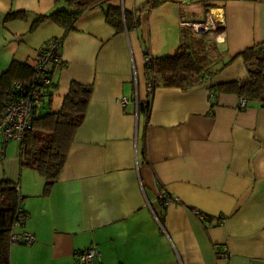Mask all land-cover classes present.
<instances>
[{"label":"crops","instance_id":"1","mask_svg":"<svg viewBox=\"0 0 264 264\" xmlns=\"http://www.w3.org/2000/svg\"><path fill=\"white\" fill-rule=\"evenodd\" d=\"M150 1L108 0L137 18L121 32L104 7L86 11L59 46L64 66L48 65L56 86L37 112L59 109L72 81L92 92L47 193L44 178L21 166L20 143L6 146L0 181L18 186L27 217L17 232L35 238L11 245L10 264H75V252L90 247L100 252L92 264H264V106L239 108L238 95L208 89L247 76L237 55L264 44V0ZM61 8L64 0H0V74L12 60L36 62L38 49L61 37L50 21L29 31L38 15ZM20 11L24 19L6 18ZM208 12L214 37L187 28L230 63L188 89L157 86L149 96L145 56L173 55L180 20L204 21ZM146 100L145 114L138 104ZM160 187L180 203L162 210ZM222 245L227 257L216 256Z\"/></svg>","mask_w":264,"mask_h":264},{"label":"trees","instance_id":"2","mask_svg":"<svg viewBox=\"0 0 264 264\" xmlns=\"http://www.w3.org/2000/svg\"><path fill=\"white\" fill-rule=\"evenodd\" d=\"M162 1L151 0L150 7H155ZM64 3L65 8L38 15L31 22L29 31H34L42 23L50 21L63 31L60 38L51 39L59 40L61 44L66 35L75 29L82 15L95 6L104 7L105 20L116 32L130 29L137 23L134 14L122 5L111 4L108 0H64ZM25 15L22 11L10 12L6 18L24 19ZM181 34L180 45L173 55L150 58L144 64L146 80L152 83L153 88L175 86L188 89L209 79L213 73L230 63L231 60L224 61L222 51L214 42L194 35L187 27ZM237 57L242 58L247 76L225 84L209 85V91L214 92V95L218 92L234 93L245 100V106L248 103L264 106V44L247 48ZM36 62L12 60L0 74V111L7 101L17 97L13 87L15 82L21 83L23 87L30 82L35 73ZM219 63V68L213 70L214 65ZM52 65L64 66V62L59 60ZM47 73L50 77L46 88L49 99V89L56 84L52 81L51 69L47 68ZM91 92V86L72 81L59 109H48L45 112L36 110L31 128L20 142L21 166L35 170L44 178V193H47L60 177L74 134L84 119ZM138 108L145 114L148 113L150 101L139 103ZM19 197L21 198L15 183L7 179L0 181V264H10L12 244L9 237L17 218V207L21 205ZM23 212L26 213L24 210Z\"/></svg>","mask_w":264,"mask_h":264},{"label":"built area","instance_id":"3","mask_svg":"<svg viewBox=\"0 0 264 264\" xmlns=\"http://www.w3.org/2000/svg\"><path fill=\"white\" fill-rule=\"evenodd\" d=\"M181 27H189L193 33L203 35L207 38L214 37L218 22L215 21L210 12L207 13L204 21L187 22L180 20ZM59 40H49L47 44L40 47L37 51V62L35 73L32 79L25 87L19 82H15L13 87L17 92V97L5 103L0 111V159L3 158L7 144L16 140L19 143L23 140L25 133L30 130L34 113L37 109L43 106L48 101L47 86L50 83V77L47 73L48 65L56 63L60 60L59 57ZM150 60L149 56H145V63ZM206 79L205 81H207ZM153 85L151 82L146 84V92L148 95L153 93ZM120 103L124 104L126 99L120 98ZM245 106V100L241 97L238 99V107ZM18 189V186H17ZM19 190V189H18ZM21 204V198H18ZM158 204L163 210L170 204L180 203L176 196L169 194L165 188L160 187L157 198ZM194 215L201 221H208L209 216L198 209H192ZM26 213L23 212L21 205L17 207V218L15 219L10 232L11 244L30 245L35 241L32 234L22 231L17 232V229L22 228ZM222 217L217 218V224H222ZM216 256L227 257L228 252L226 246H221L216 251ZM100 259V252L95 247L76 251L74 254L75 264H92V262Z\"/></svg>","mask_w":264,"mask_h":264},{"label":"rangeland","instance_id":"4","mask_svg":"<svg viewBox=\"0 0 264 264\" xmlns=\"http://www.w3.org/2000/svg\"><path fill=\"white\" fill-rule=\"evenodd\" d=\"M45 112V111H44Z\"/></svg>","mask_w":264,"mask_h":264}]
</instances>
